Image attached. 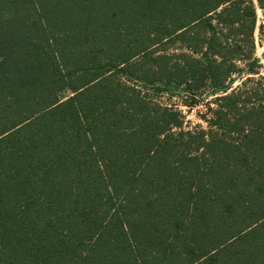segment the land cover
Segmentation results:
<instances>
[{
    "label": "trees",
    "instance_id": "trees-1",
    "mask_svg": "<svg viewBox=\"0 0 264 264\" xmlns=\"http://www.w3.org/2000/svg\"><path fill=\"white\" fill-rule=\"evenodd\" d=\"M256 21L246 0H0V264H264ZM179 88L215 95L206 129L156 97Z\"/></svg>",
    "mask_w": 264,
    "mask_h": 264
},
{
    "label": "rangeland",
    "instance_id": "rangeland-1",
    "mask_svg": "<svg viewBox=\"0 0 264 264\" xmlns=\"http://www.w3.org/2000/svg\"><path fill=\"white\" fill-rule=\"evenodd\" d=\"M256 25L261 23L260 16L256 14ZM255 37V56L259 51V46H264V32L260 33L259 39L257 38L256 30L254 32ZM264 59V57H261ZM260 73L264 74V64L261 63ZM239 81L235 80L233 85L238 84ZM151 92V91H150ZM158 99L171 105L175 109L179 110L183 117L182 127L184 129H194L196 128H207L205 118L210 116V111L208 107L215 108V95H205L204 93H198L195 95V100L193 101L190 95L184 93L181 88L175 89L174 93L169 91L160 94ZM191 117V119H189Z\"/></svg>",
    "mask_w": 264,
    "mask_h": 264
},
{
    "label": "snow or ice",
    "instance_id": "snow-or-ice-1",
    "mask_svg": "<svg viewBox=\"0 0 264 264\" xmlns=\"http://www.w3.org/2000/svg\"><path fill=\"white\" fill-rule=\"evenodd\" d=\"M246 3L249 4V9L251 10L252 6H255V12L260 16L261 23L256 25V34L259 39L260 33L264 32V0H246ZM264 46H259V51L256 54V58L260 63L264 64ZM191 119V117H189Z\"/></svg>",
    "mask_w": 264,
    "mask_h": 264
}]
</instances>
